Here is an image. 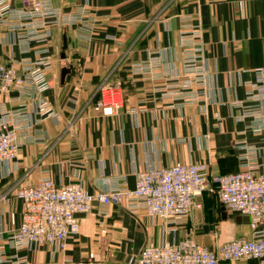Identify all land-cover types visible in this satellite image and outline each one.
Here are the masks:
<instances>
[{
  "label": "crops",
  "instance_id": "crops-1",
  "mask_svg": "<svg viewBox=\"0 0 264 264\" xmlns=\"http://www.w3.org/2000/svg\"><path fill=\"white\" fill-rule=\"evenodd\" d=\"M40 1L51 12L45 18L24 15V0H0V63L15 64L19 72L26 60L51 65L41 94L28 98L13 89L0 95V116L24 108L33 138L22 139L17 157L0 164V264H134L146 246L186 234L211 249L251 239L250 222L238 221L218 198L204 194L182 223L151 220L126 202H95L78 217L80 231L68 237L65 250L50 244L12 248L9 237L24 210L12 194L42 179L80 183L96 195L108 188L134 189L138 174L155 168L203 163L211 174L239 172L241 156L251 149V169L264 171V128L255 132L254 118L243 116L252 104L247 84L264 68V0ZM90 17L94 26L86 35L80 27ZM186 18L201 29L208 69L205 97L190 104L166 95L182 83L184 61L192 56L180 46ZM115 84L121 85L124 104L106 115L95 108L100 88ZM40 96L56 117L37 113Z\"/></svg>",
  "mask_w": 264,
  "mask_h": 264
},
{
  "label": "built area",
  "instance_id": "built-area-1",
  "mask_svg": "<svg viewBox=\"0 0 264 264\" xmlns=\"http://www.w3.org/2000/svg\"><path fill=\"white\" fill-rule=\"evenodd\" d=\"M23 12L29 18L37 15L45 18L51 13L40 0H24ZM188 25L192 27L183 33L181 44L191 52L193 49L198 52L193 38L188 37L189 30L195 29L197 25ZM31 26L29 38L37 35L36 28ZM93 26L94 19L90 17L80 29L89 35ZM194 35L199 38L201 31H195ZM28 49L27 46L23 50ZM199 56L201 61L202 56ZM194 68L198 69L197 72L193 71ZM50 69L47 60H26L22 72L15 64L0 63V95L8 94L13 89L28 98L41 94L47 87L46 74ZM185 70L187 74L194 73L206 79V66L190 65ZM255 73L256 82L248 85L247 92L252 104L244 107L243 116L254 118L255 123L251 127L259 133L264 128V68L257 69ZM171 88L166 95L175 100H183L184 103L198 101L193 95L189 96V101L186 99L188 90L184 83ZM123 104L121 85L115 84L101 87L100 100L95 108L110 115L120 110ZM34 108L42 117H56L50 104L41 96L37 98ZM30 127L31 119L24 108L7 111L0 116V164L17 157L22 139L33 140L27 133ZM20 131H25L23 136ZM255 159L256 150L251 149V154L241 156L243 170L229 174H211L203 163L149 169L138 174L134 189L108 188L96 195L88 193L80 183L57 185L51 179H42L27 184L12 194L22 201L24 210L21 225L9 237V241L15 251L43 244L65 250L68 237L80 231L77 215L90 213L95 202L106 206L126 202L129 209L141 210L151 220L161 218L182 223L190 215L193 206L200 204L197 198L210 194L218 198L229 211L249 218L254 234L251 239L238 238L211 249L201 246L194 237L186 234L178 241L146 246L134 264H219L221 261L264 260V229L260 228L264 224V171L256 174L251 169L249 163Z\"/></svg>",
  "mask_w": 264,
  "mask_h": 264
},
{
  "label": "rangeland",
  "instance_id": "rangeland-1",
  "mask_svg": "<svg viewBox=\"0 0 264 264\" xmlns=\"http://www.w3.org/2000/svg\"><path fill=\"white\" fill-rule=\"evenodd\" d=\"M184 21H185L184 22L185 24H183L181 26L180 33H179V36H180V46H181L182 49H184L186 51H189L190 49L187 50L186 46H183L181 44V40L184 38V34L183 33H185L186 30L189 29V28H191L192 26H189L187 24L188 23L187 18ZM190 25H192V24H190ZM197 30L201 31V29H200V27L198 25H197V27H195V29L189 30L190 32L188 31L189 32L188 37L193 38V40L195 42V48H198V52L199 53H202L203 47H202V44H201V41H200L201 40V37H202V33H201V36L199 37L200 39L199 38H196V36L194 34H195V31H197ZM189 52L192 53V56L184 61V71H185V74L183 75L182 83H184V86L187 85L186 90H188V91L185 94L186 95V99L189 101V96H192L193 95V98L194 99L200 101V100H202L205 97V91L203 89L205 87L206 79L204 80L203 78L198 77V75H196L194 73L187 74L188 72L185 69H186V67H189L190 65L196 66V67H198L199 65L200 66H203V67L206 66V71H207L206 78H207V76H208L207 64H206V61L203 58H201V61L199 60V58H200L199 55H201V54H199L195 49H193L192 52L191 51H189ZM197 57H198V59H197ZM190 62H193V63H190ZM196 70H198V69L197 68H194L193 69L194 72H197ZM168 77H170V76H168ZM189 82H190L191 85H189ZM191 82H193V84ZM250 83H252V82H250ZM178 84H180V83H178ZM249 84H247V86ZM171 87H172V85H171ZM170 90H172V88ZM171 98H173V97L171 96ZM198 101H195V102H198ZM186 104H190V103H186Z\"/></svg>",
  "mask_w": 264,
  "mask_h": 264
},
{
  "label": "water",
  "instance_id": "water-1",
  "mask_svg": "<svg viewBox=\"0 0 264 264\" xmlns=\"http://www.w3.org/2000/svg\"><path fill=\"white\" fill-rule=\"evenodd\" d=\"M233 214L236 215L238 221L249 222V218L247 216H241L238 212H233ZM77 216L79 217L80 215H77ZM209 222H210V225L213 223V220L211 219V217H210Z\"/></svg>",
  "mask_w": 264,
  "mask_h": 264
}]
</instances>
